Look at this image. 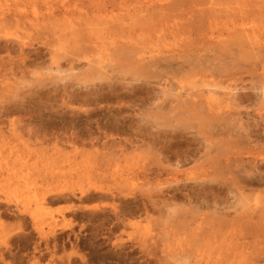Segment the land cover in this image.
Masks as SVG:
<instances>
[{"label":"rangeland","instance_id":"1","mask_svg":"<svg viewBox=\"0 0 264 264\" xmlns=\"http://www.w3.org/2000/svg\"><path fill=\"white\" fill-rule=\"evenodd\" d=\"M263 95L264 0H0V264H264Z\"/></svg>","mask_w":264,"mask_h":264},{"label":"bare ground","instance_id":"2","mask_svg":"<svg viewBox=\"0 0 264 264\" xmlns=\"http://www.w3.org/2000/svg\"><path fill=\"white\" fill-rule=\"evenodd\" d=\"M155 51V50H154ZM35 57V56H34ZM159 61V60H158ZM25 62V61H24ZM152 64V63H151ZM156 64V63H155ZM154 63L152 64L153 66L155 65ZM152 65H151V67H152ZM146 66V65H145ZM156 67H155V69L157 68H160L157 64L155 65ZM158 66V67H157ZM164 66V65H163ZM149 67H150V65H149ZM165 67V66H164ZM7 70V69H6ZM142 70V69H141ZM150 71V70H149ZM158 71V70H157ZM147 72V71H146ZM145 72V73H146ZM155 72H156V70H155ZM150 73H151V71H150ZM158 73V72H157ZM147 74H149V73H147ZM154 74V73H153ZM152 74V75H153ZM155 75H158V74H155ZM169 83V82H168ZM165 84V83H164ZM170 85V84H169ZM159 87V86H158ZM175 90V89H174ZM262 90V89H261ZM132 91V90H131ZM260 91V90H259ZM133 92V91H132ZM261 92V91H260ZM136 96V95H135ZM201 96V95H200ZM227 96V95H226ZM178 97V96H177ZM234 97V96H233ZM236 97V99L237 100H243V99H247L248 98V94H238L237 96H235ZM179 98V97H178ZM177 98V99H178ZM232 98V97H231ZM180 99V98H179ZM236 100V101H237ZM260 100V99H259ZM261 100L264 102V95H263V98H261ZM240 102V101H239ZM238 103V102H237ZM228 104V103H227ZM191 108V107H190ZM209 111V110H208ZM207 112V111H206ZM208 113V112H207ZM210 119V118H209ZM217 119V118H216ZM219 120V119H218ZM211 121V120H210ZM223 121V120H222ZM221 125H223V124H221ZM217 126H219V125H216V127ZM230 127V126H229ZM120 127H116V129L118 130ZM139 129V128H138ZM136 130V131H138V133H136V137L137 138H139V137H144V135H142L141 134V132H139V130ZM212 129V128H211ZM213 131H214V129H212ZM223 131V130H222ZM156 135V134H155ZM165 136V135H164ZM166 137V136H165ZM178 138V137H177ZM141 139V138H140ZM243 140V139H242ZM187 141V143H186V150L184 151V152H182V155L180 156V154L178 155V154H171L170 156H172L171 157V159L173 158V159H175V160H178V161H182V162H186V159L188 158V156H189V154H190V152L192 151V147H194V142H196V140L195 139H191V140H189V139H187L186 140ZM153 143L155 144V145H157V143L158 144H161V147H162V144H167L168 143V141H167V143H166V139L162 136V134L161 135H157L156 137H153ZM175 144H178V143H175ZM199 145H201L202 146V148H203V150H209L210 152H211V154H212V151H213V149H212V147L210 146V145H208L207 143L205 144V145H202V144H200L199 143ZM166 150H167V152H168V147H166L165 146V149H163V152L164 153H166ZM194 150V149H193ZM158 151V150H157ZM196 151V150H195ZM168 154V153H167ZM170 154V153H169ZM219 155V154H218ZM191 156H193V155H191ZM197 156V155H196ZM195 157V156H194ZM170 159V160H171ZM241 162V161H240ZM253 162V161H252ZM250 165V164H249ZM222 167V166H221ZM251 167V166H250ZM202 168H204V167H202ZM200 169V170H202V172H206L204 169ZM158 169V168H157ZM243 169V168H242ZM146 170V169H145ZM233 170V169H232ZM235 170V169H234ZM249 170V169H248ZM254 170V169H253ZM255 170L257 171V169L255 168ZM197 171V170H196ZM256 171H255V173H256ZM166 173H168V171H166L165 169H158V170H156V172H155V175L156 176H163V175H166ZM180 173V172H179ZM179 173H175V175H176V177L178 176L177 174H179ZM241 173V172H240ZM252 173V172H251ZM174 174V173H173ZM172 173H171V175H173ZM203 174V173H202ZM253 174V173H252ZM199 175V174H198ZM264 175V174H263ZM170 176V175H169ZM249 177H251L250 175L248 176V179H249ZM178 178V177H177ZM239 178H241V176L239 177ZM246 179V178H245ZM260 181V180H259ZM244 182H246V181H244ZM257 182V181H256ZM260 182H262V181H260ZM251 183V182H250ZM249 183V184H250ZM254 184V183H253ZM199 186V185H198ZM192 190V189H191ZM215 190V189H214ZM212 191V190H211ZM194 193V192H193ZM226 193V192H225ZM70 194V193H69ZM87 194V193H86ZM167 194V193H166ZM203 194V193H202ZM69 196V195H68ZM193 196V195H192ZM65 199H66V197H65ZM217 199V198H216ZM236 199V198H235ZM52 200V199H51ZM54 202V201H53ZM215 203H217V202H215Z\"/></svg>","mask_w":264,"mask_h":264}]
</instances>
